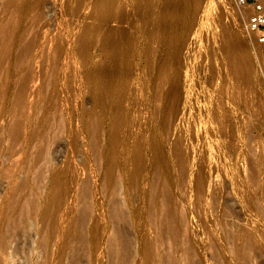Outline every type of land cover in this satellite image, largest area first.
<instances>
[{
  "label": "rangeland",
  "instance_id": "obj_1",
  "mask_svg": "<svg viewBox=\"0 0 264 264\" xmlns=\"http://www.w3.org/2000/svg\"><path fill=\"white\" fill-rule=\"evenodd\" d=\"M97 1L0 0L16 36L0 58L1 238L9 211L26 217L0 264H264V43L249 10ZM241 58L247 75L229 66Z\"/></svg>",
  "mask_w": 264,
  "mask_h": 264
},
{
  "label": "bare ground",
  "instance_id": "obj_2",
  "mask_svg": "<svg viewBox=\"0 0 264 264\" xmlns=\"http://www.w3.org/2000/svg\"><path fill=\"white\" fill-rule=\"evenodd\" d=\"M111 1L112 0H98L97 2L99 3V5H103L104 7H106L107 8V6H109V3H111ZM144 1H146V0H144ZM174 1V0H173ZM176 1V0H175ZM185 1V3L188 1V0H184ZM193 1V0H192ZM199 1V0H198ZM260 1V0H259ZM151 2V1H150ZM189 2V1H188ZM187 2V3H188ZM167 3V2H166ZM180 3V2H179ZM182 3H184V2H182ZM187 3H186V5H187ZM179 5V4H178ZM189 5H190V2H189ZM191 5H193V4H191ZM150 6V5H149ZM181 6V5H180ZM195 6H198V4L197 5H195ZM156 7V6H155ZM166 7V6H165ZM183 7V6H182ZM184 7H185V5H184ZM189 7V6H188ZM191 7V6H190ZM154 8V7H153ZM169 8V7H168ZM173 8V7H172ZM175 8V7H174ZM179 7H177V10L179 11V9H178ZM187 8V7H186ZM185 8V9H186ZM147 9V8H146ZM192 9V8H191ZM193 9L195 10V7H193ZM176 10V11H177ZM183 10H184V8H183ZM182 10V11H183ZM188 10H190V9H188ZM166 11V10H165ZM171 11V10H170ZM175 11V10H174ZM174 11H172V12H174ZM196 11V10H195ZM194 11V12H195ZM147 12V11H146ZM188 13H189V11H187ZM163 13V12H162ZM168 13V12H167ZM170 13V15H171V12H169ZM169 13H168V16H169ZM179 13V12H178ZM184 13H186V12H184ZM146 14V13H145ZM160 14H161V12H160ZM159 14V15H160ZM173 14V13H172ZM192 14V13H191ZM149 15V14H148ZM164 15V14H163ZM163 15H161V16H163ZM174 15H175V12H174ZM177 15V14H176ZM184 16H186V14H183ZM189 15V14H188ZM147 16V15H146ZM167 16V17H168ZM172 16V15H171ZM180 16H182V15H180ZM156 17V16H155ZM176 17V16H175ZM174 17V18H175ZM183 17V16H182ZM180 18V17H179ZM178 18V19H179ZM124 19V18H123ZM145 19V18H144ZM149 19V18H148ZM147 19V20H148ZM167 19V18H166ZM169 19V18H168ZM172 19V18H171ZM191 19V18H190ZM143 20V19H142ZM184 20H186V19H184ZM159 21V20H158ZM167 21V20H166ZM171 21V20H170ZM169 21V22H170ZM181 21H183V20H181ZM181 21H179L180 23H181ZM172 22H173V19H172ZM163 23V22H162ZM164 23H166V22H164ZM178 22H176V24H177ZM185 23V22H184ZM169 24V23H168ZM170 24H173V23H170ZM170 24H169V26H170ZM174 24H175V22H174ZM173 24V25H174ZM14 23H11V22H9V23H4V24H0V58L1 57H4V56H6L9 52H10V49H11V47H12V44L13 43H15V41H16V36H15V34H14ZM160 25V24H159ZM166 25V24H165ZM164 24H162V26H165ZM229 25V24H228ZM168 26V25H167ZM156 27V26H155ZM175 27V26H174ZM185 27V26H184ZM163 29H161V27H157L156 28V36L158 37V36H160V34H159V32H160V30H164V27H162ZM171 28V27H170ZM173 28V27H172ZM166 29V28H165ZM185 29H186V27H185ZM168 30H169V27H168ZM172 30V29H171ZM171 30H169V32L171 31ZM173 30H175V29H173ZM179 31V30H178ZM186 31V30H185ZM165 32V31H164ZM177 32V31H176ZM154 33H155V31H154ZM154 33L152 32L151 34V38H155V35H154ZM180 33V32H179ZM170 34V33H169ZM165 35V34H164ZM167 35V34H166ZM179 35V34H178ZM171 36V35H170ZM174 36V35H173ZM160 37H162V36H160ZM159 37V38H160ZM164 38V37H163ZM167 38V37H166ZM165 38V39H166ZM158 39V38H157ZM168 39V38H167ZM161 40V39H160ZM163 40V39H162ZM171 40V39H170ZM169 40V41H170ZM176 40H178V39H176ZM172 41H174V39L172 40ZM180 41V40H179ZM163 42V41H162ZM178 42V41H177ZM168 43H170V42H168ZM167 43V44H168ZM174 43V42H173ZM180 43V42H179ZM166 45V44H165ZM173 46V44H171L170 43V46ZM180 45V44H179ZM169 46V47H170ZM171 46V47H172ZM177 46H178V44H177ZM182 45H180V47H181ZM29 44H27V45H25L24 47H22L23 49H22V54L24 55V54H26L27 53V51H28V49H29ZM167 47V46H166ZM176 47V46H175ZM173 48V47H172ZM182 48V47H181ZM243 48V47H242ZM168 49V48H167ZM230 49V48H229ZM171 50V49H170ZM174 50V49H173ZM172 50V51H173ZM177 50H178V48H177ZM167 51H169V49L167 50ZM171 51V52H172ZM175 51V50H174ZM175 53V52H174ZM178 53V52H177ZM233 53V52H232ZM176 54V53H175ZM171 55H172V53H171ZM235 55V54H234ZM177 56V55H176ZM175 56V57H176ZM230 57H231V54L229 55ZM232 56H233V54H232ZM232 59H233V57H232ZM178 60V59H177ZM176 60V61H177ZM230 60V59H229ZM179 61V60H178ZM230 62V63H229ZM228 63H229V66L232 68H230L231 70H233V71H235V72H237V73H242V74H244V75H247L248 73H249V71H250V63L251 62H249V60H248V58H246V59H242L241 58V60H231V61H228ZM164 66H166L165 65V63H163L161 66H160V68H159V70H161V71H164V69H165V67ZM178 68V67H177ZM158 69V68H157ZM161 71L160 72H158V73H161ZM166 72V71H165ZM158 73H157V75H158ZM155 74H156V72H155ZM162 74V73H161ZM162 75H164V74H162ZM177 75H178V72H177V74L176 75H174V78L172 79V83L174 84V86H175V88L177 89V84H178V82H176V79L178 78L177 77ZM155 75H153V77H154ZM156 77V76H155ZM245 78H246V76H245ZM247 78H248V76H247ZM158 80V79H157ZM157 82V81H156ZM175 82H176V84H175ZM159 85L162 87V85L163 84H165V79L163 78H161L160 80H159ZM107 86V85H106ZM159 86V87H160ZM105 87V86H104ZM160 87V88H161ZM106 89H107V87H105ZM109 88H110V86H109ZM157 88H158V86H157ZM163 88V87H162ZM105 89V90H106ZM160 90V89H159ZM158 90V91H159ZM171 90V89H170ZM162 91V90H161ZM161 91H159L160 93H162ZM172 91H173V87H172ZM172 91H170V92H172ZM164 93V92H163ZM163 93L160 95V96H164L163 95ZM175 93V92H174ZM105 94H107V93H105ZM166 94V93H165ZM154 95H156V94H154ZM157 95H158V93H157ZM167 95V94H166ZM160 96H158L157 97V99L158 98H161ZM167 97V96H166ZM165 97V98H166ZM163 98V97H162ZM164 98V99H165ZM168 98H166V101L165 100H163V102L164 103H166V105L167 106H169L168 108H167V106L165 107V111H166V113L165 114H170V108H173V107H170V106H172V104H171V98L170 99H168ZM105 100V99H104ZM174 104V103H173ZM163 113H164V111H163ZM117 116V115H116ZM127 116V115H126ZM117 119H119V118H117ZM167 123V122H166ZM118 125V124H117ZM95 126H97V123H93V127H95ZM116 126V125H115ZM114 126V127H115ZM117 127V126H116ZM114 129V128H113ZM115 130V129H114ZM168 133V132H167ZM136 145V144H135ZM154 145V144H153ZM159 146V145H158ZM161 147V146H160ZM156 148V147H155ZM154 151V150H153ZM156 151H157V149H156ZM156 151H154L155 153H156ZM182 151V150H181ZM158 153V152H157ZM154 155H156V154H154ZM163 155V154H162ZM156 157V156H155ZM180 158V157H179ZM139 160H141V159H139ZM156 160H157V162H156V164H155V166H156V172H157V174H158V176H159V184L160 183H162L161 181H166L167 180V173H166V169L164 168V162H163V159H162V157L161 156H159V154L157 155V158H156ZM179 161V160H178ZM111 167V166H110ZM130 169V168H129ZM203 171V170H202ZM130 174V173H129ZM106 179H108L109 181H113L114 180V178H113V174H112V168H109V170H108V172H107V174H106V177H105ZM161 178V179H160ZM147 181V180H146ZM106 182H107V180H106ZM105 182V183H106ZM167 182V181H166ZM111 184V183H110ZM158 184V185H159ZM133 185V184H132ZM111 186V185H110ZM133 187V186H132ZM159 188V187H158ZM169 192H166V193H164V195L162 196V200L161 201H159V202H157V198H155L156 200H154V202H155V205L154 206H156V205H161L162 206V208H163V210L165 211V216H163V218L161 219V221H160V233H165V232H167V230H168V228H169V225H170V223H171V220H172V217L173 216H175L174 214H172V208H171V206H170V203H169V200H170V198H169ZM155 196V195H154ZM157 197V196H156ZM154 202H152V203H154ZM172 202V201H171ZM173 206V205H172ZM114 207V206H113ZM115 208H117V207H115ZM155 209H156V207H154ZM112 209H114V208H112ZM145 210V209H144ZM153 210V209H152ZM119 212H120V210H119ZM137 212V211H136ZM53 213V209H52V207L50 208V209H48V210H46V212L43 214V217H44V219H46V220H49V219H52V214ZM155 213H156V210H155ZM24 213H14V212H11V211H9V216H8V219L3 223L4 224V227L7 229V232H8V234H9V236H8V234H7V236H5L4 238H1V236H0V245H2V244H4V243H6V240H7V238L8 237H11L12 235H13V233L15 232V231H18V228L20 227V225L23 223V222H25V220H26V217L23 215ZM114 214L116 215V216H118V210L116 209V211L114 212ZM120 214V213H119ZM123 214V213H122ZM148 214V213H147ZM157 214V213H156ZM163 214H161V216L163 215ZM158 215V214H157ZM178 215V214H177ZM176 215V216H177ZM160 216V215H159ZM122 217V216H121ZM120 217V218H121ZM157 217V216H156ZM137 218V217H136ZM159 218V217H158ZM157 218V219H158ZM123 219V218H122ZM160 219V218H159ZM125 220V219H124ZM156 221H159V220H156ZM155 221V222H156ZM177 221V220H176ZM152 222V221H151ZM136 223V222H135ZM157 224V223H156ZM158 225V224H157ZM158 225V226H159ZM159 230V229H158ZM172 234V236H176V233L173 231V233H171ZM162 235V234H161ZM158 237V236H157ZM120 238H122V240H123V237H120ZM120 240V239H119ZM121 240V241H122ZM120 241V243H122ZM124 241H126V240H124ZM119 243V244H120ZM123 245H124V242L122 243ZM126 244H128V243H126ZM147 244V251L148 252H150V249H151V247H150V243H146ZM121 246V245H120ZM127 246V245H126ZM152 246V245H151ZM122 247V246H121ZM123 247H125V245L123 246ZM126 248V247H125ZM124 249V248H123ZM128 249V248H127ZM126 249V250H127ZM154 250V249H153ZM122 251H124L125 252V254H126V252L127 251H125V250H122ZM117 253V252H116ZM149 254V253H148ZM116 257V256H115ZM117 257H118V255H117ZM120 257V256H119ZM78 257L76 256V255H74L73 257H72V264H78Z\"/></svg>",
  "mask_w": 264,
  "mask_h": 264
},
{
  "label": "built area",
  "instance_id": "obj_3",
  "mask_svg": "<svg viewBox=\"0 0 264 264\" xmlns=\"http://www.w3.org/2000/svg\"><path fill=\"white\" fill-rule=\"evenodd\" d=\"M238 10L248 9L244 28L248 36L256 37L264 43V3L259 0H232Z\"/></svg>",
  "mask_w": 264,
  "mask_h": 264
}]
</instances>
